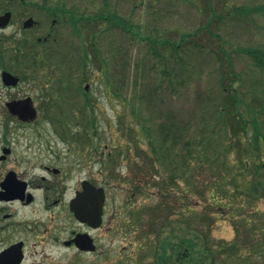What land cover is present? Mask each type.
Masks as SVG:
<instances>
[{
    "label": "rangeland",
    "instance_id": "374dc122",
    "mask_svg": "<svg viewBox=\"0 0 264 264\" xmlns=\"http://www.w3.org/2000/svg\"><path fill=\"white\" fill-rule=\"evenodd\" d=\"M15 5L17 10L19 6L16 3ZM61 5L68 10L83 11L88 16H94L106 7V11L109 9L132 25V33L114 28L115 33L110 36L112 31L109 33V28H104L108 26L107 23L105 26L94 21L91 22L90 30L86 31V34L80 32L75 35L68 27L63 28L59 34L61 42L78 45L80 41L87 43L88 38L93 44V33L95 32L97 34L96 47L104 53L108 60L113 58L112 70L116 74L119 87L125 88L123 92L127 97L136 92L133 81L143 70L149 68L152 64L149 63V60H158L155 51L151 49L153 43L150 39L160 41V43L166 39L170 42H179L182 34L201 30L204 26L206 29L200 35L190 37L200 43L202 47L194 43L188 44V39L185 48L180 49L179 54L186 59L184 50L187 46L190 47L192 54H189L187 61H196L205 70V73L195 85L184 90L183 95L179 96H182V101L175 109L187 110L184 108L187 105L185 102L194 98L199 88L203 90L216 85V71L214 74L209 73L214 67V53L218 55L223 47L231 54V61L236 71L242 74V81L237 86L241 88L247 98L253 96L254 92L257 95L262 93L264 95V72L253 66L251 57L245 52L246 49L251 48L264 49V0H62ZM209 5L211 8H208ZM214 14H218L216 20H213ZM100 30H102L101 34H99ZM157 43L156 47L159 51H163L164 54L172 52L173 46L170 43L168 46ZM203 48L213 52L209 54L210 56L201 55L200 52ZM11 49H6L3 55L5 68H2V60H0V107L10 99V95L15 96L18 92L4 86L1 80L2 70L18 73V69H12L11 66L23 69L22 62L19 63L12 58L11 54L15 53V50ZM87 49L90 55L87 77L82 76L81 69L76 71L73 69L74 61L82 59L84 49L81 47L78 49L67 47L46 49L44 65L42 64L36 72L29 71L31 79L26 84L31 90V95L45 98V95L48 96L52 93V99L53 97L59 98L56 99L54 112L40 113L39 120L34 126L20 130L23 136L18 138L21 142L16 146L15 153L29 156L40 155L42 156L40 164L47 166L70 164L75 169L72 179L78 185L86 179L97 186L106 188V210L115 212L117 220L128 219L130 213H135L136 209L141 211L149 206H157L158 215L163 212L167 213L168 206L170 209L177 207L178 212H171L180 215L181 206H183L180 200V191L183 189L187 191L183 181H180V189H176L177 195L170 194L168 199L164 197L165 202L163 203H166L167 206L160 204L163 196L157 187L155 189L154 185H144L142 175L135 182L134 170L136 165L141 166V161L137 159V148L128 131L129 124L133 126L135 121L132 108L108 91L104 71L93 67L94 48ZM223 60L225 61L224 72H229L227 71L229 57L225 54ZM135 66L139 67L137 71H135ZM32 74H35L37 78H32ZM57 75L68 78L61 82L57 80L58 85L62 86L53 90L51 85L56 84L54 76ZM65 85L75 87L76 95H70V99L61 95L62 87ZM86 85L89 86L87 94L91 105L83 115L81 108H83L84 102L80 93L85 92ZM137 93L140 91L138 90ZM68 112L73 113L69 115ZM46 115H50L54 119H59V116L62 115L64 125L51 122L46 118ZM120 118L124 122L123 124L119 123ZM85 140L88 141V153L83 157L79 144L83 145ZM25 143H28L32 150H29ZM140 146L147 149L148 145L142 141ZM58 156H61L59 158L61 163L57 162L59 159L55 160ZM153 180L157 182L158 178L154 176ZM208 180L209 178L204 175L201 182L204 187L201 190H210L205 185ZM71 183V187H73V182ZM134 184L141 188L139 194L135 193ZM222 190L233 191L236 189L229 185ZM206 198L207 196L202 199ZM215 198L225 201L232 200V197ZM202 199L199 196H191L187 192L184 205L188 204L189 215L192 213L190 209L192 207L196 214L203 213L206 215V220L211 219L210 225L206 228L199 224L194 226L208 232L206 238L213 255L208 262L205 260V263L264 264V197H259V200L252 199L250 204H245L244 208L240 209L217 208L214 205L215 201H210L211 204L208 205ZM208 199L214 198L208 197ZM178 200L179 203H177ZM47 215L48 213H45L39 204L20 209L17 213L15 222H22L23 227L15 230L13 241L22 240L26 243L27 258L24 264H98L101 262L100 258L94 259L73 247L66 248L62 239L58 242L40 239L41 234L32 230L40 220L47 221ZM172 218L175 220L174 216ZM178 219L180 220V217ZM179 226L182 228L180 222ZM27 228L29 229L26 230ZM98 234L104 238L103 233ZM159 234L160 232L157 235V249H160L164 241L163 236ZM179 236L181 237V233ZM190 239L191 237H189ZM102 240L105 242V239ZM199 248L195 247L196 250ZM123 249L127 255H130L137 250V244L131 245L128 242L127 247L123 248L122 243L116 242L113 247L105 251L109 255L105 254L104 260L109 262L112 258H119L117 252ZM200 249L197 251H201ZM200 256L201 254L194 255L190 264L195 263V260ZM150 263H152L151 259H144V255H142L137 264Z\"/></svg>",
    "mask_w": 264,
    "mask_h": 264
},
{
    "label": "trees",
    "instance_id": "16d2710c",
    "mask_svg": "<svg viewBox=\"0 0 264 264\" xmlns=\"http://www.w3.org/2000/svg\"><path fill=\"white\" fill-rule=\"evenodd\" d=\"M108 10L106 11L105 7L94 16H85L84 19L88 23L95 21L105 26L107 23L108 26L104 28H109V33L112 31L110 36L115 33L114 28L133 32L132 25ZM217 17L218 14H214L213 20ZM205 29L204 26L201 30L182 34L179 42H170L166 39L160 43L150 39L153 43L151 49L155 51L158 60L150 59L149 63L152 64L150 63L149 68L135 77L133 82L136 92L128 97L123 92L125 88L119 87L116 74L112 70L113 58L108 60L96 47L95 32L92 62L95 69L104 71L108 91L132 108L135 121L133 126L129 124L128 131L137 148V159L141 161V166L136 165L134 170L135 182L142 175L144 185H154L155 189L157 187L163 196L160 204H166L163 203L164 197L168 199L170 194L177 195L176 189H180V181H183L187 187V191H184L185 189L180 191V200L183 204L185 193L189 192V195L199 196L201 199L207 196L202 201L208 205L211 204L210 201H215L214 205L217 208L240 209L244 208L245 204H250L252 199L259 200V197H264V95L263 93L257 95L254 92L253 96L247 98L237 86L242 81V74L236 71L231 54L223 47L221 53L218 55L214 53V67L212 66L213 69L209 73L214 74L216 71V85L203 90L199 88L195 97L185 102L187 105L184 108L187 110L175 109L182 101V96H179L183 95L184 90L195 85L205 73L196 61H187L189 54H192L190 47L187 46L184 50L186 59L179 54V50L185 48L188 39V44L201 46L190 37L200 35ZM101 32L102 30L99 34ZM157 42L163 46L170 43L173 46L172 52L164 54L163 51H159L156 47ZM117 49L118 47L115 50ZM87 50L85 48L82 59L75 60L73 64V69L75 71L81 69L84 77L88 76L87 69L90 67V55ZM212 52L203 48L200 53L210 56ZM245 52L251 57L253 66L264 72V49L251 48ZM225 54L229 57L227 61L229 72H224L223 68ZM137 69L139 67L135 66V71ZM138 90L140 93H137ZM61 95L70 99L71 88H62ZM80 97L84 102L81 110L85 115L91 102L86 92H81ZM72 113L68 112L69 115ZM59 117L54 119L46 115L51 122L64 125L63 116ZM121 118L119 123L123 124ZM83 137L86 138L85 135ZM142 141L148 145L147 149L140 146ZM153 172L155 174H152ZM204 175L209 178L205 184L210 188L209 191L201 190L204 187L201 183ZM154 176L158 178L157 182H154ZM229 185L236 190H222ZM134 190L140 192L139 186L134 184ZM220 196L232 197V200L215 198ZM208 197L214 199L209 200ZM190 209L192 212L191 215L188 214L191 237L190 262L194 255L201 254L193 264H206L205 260L208 262L213 255L206 238L208 232L194 226L199 224L206 228L210 225L211 219L206 220L205 214H196L192 207ZM169 210L179 211L177 207L172 209L168 207L167 211ZM179 217L182 218V215ZM195 247H200L201 251H197L199 249L196 250Z\"/></svg>",
    "mask_w": 264,
    "mask_h": 264
},
{
    "label": "flooded vegetation",
    "instance_id": "af4514ba",
    "mask_svg": "<svg viewBox=\"0 0 264 264\" xmlns=\"http://www.w3.org/2000/svg\"><path fill=\"white\" fill-rule=\"evenodd\" d=\"M61 2L62 0H0V60H2L0 63L2 68H5L4 52L12 48L11 50H15V53L11 54L12 58L23 64V69L11 66L12 69H18V73L9 70H2L1 73L4 86L18 92L15 96L10 95V99L0 107V255L11 246L22 243L24 259L21 264H24L27 258L26 243L22 240L13 241L15 230L23 227V224L15 222V219L20 209L39 204L40 208L48 213L47 221L40 220L32 231L41 234L40 239L52 242L62 239L66 248L73 247L94 259L100 258L101 262L98 264H107L108 261L104 260L103 256L109 254L105 251L113 247L116 242L122 243L123 248L127 247L128 242L131 245L136 243L137 250L130 255H127L125 249L120 250L117 252L119 258L110 259L108 264H128L129 262V264H137L142 255L144 259H151L150 264H190L187 205L183 204L180 220L179 215L171 210L158 215L157 206H149L141 211L136 209L135 213H130V218L117 220L115 212L106 210V191L102 221L99 226L95 227L90 223L79 221L72 210L86 179L78 185L72 179L75 169L70 164L47 166L40 164L42 163L40 155L29 156L15 153L16 146L21 142L18 138L23 136L20 130L34 126L39 120L40 113L54 112L56 99L59 98L53 97L52 99V93L45 95V98L31 95V90L26 84L31 79L29 71L36 72L42 64L44 65L46 49L92 47L89 38L87 43L80 41L78 45L60 41L59 34L63 28L68 27L76 35L80 32L86 34L91 26V23L84 19L88 16L87 14L83 11L68 10L65 6L62 7ZM15 3L19 6L17 10ZM5 72L17 78L15 84H5L3 77ZM32 78H37V76L32 74ZM54 78L56 84L51 85L53 90L62 86L58 85L57 80L64 81L68 77L57 75ZM70 87L72 88L71 95H76L75 87L72 85ZM62 88H68V86L65 85ZM11 103H18L17 110L21 112L28 104L35 110L36 117L30 118L24 112L22 116L14 114V108L9 106ZM83 142L85 143L79 146L82 151L81 155L85 157L88 153V141ZM25 146L32 150L28 143H25ZM68 149L71 150V148ZM60 157L58 156L55 160ZM57 162L61 163L60 159ZM71 182H73V187H71ZM139 189L141 191V188ZM173 216L175 220H172ZM159 232L166 241L165 243L163 241L160 249H157ZM98 233H103L104 238H101ZM102 239H105V242Z\"/></svg>",
    "mask_w": 264,
    "mask_h": 264
},
{
    "label": "water",
    "instance_id": "95a60500",
    "mask_svg": "<svg viewBox=\"0 0 264 264\" xmlns=\"http://www.w3.org/2000/svg\"><path fill=\"white\" fill-rule=\"evenodd\" d=\"M3 77L4 82L7 85L15 84L17 81L15 76L7 72L3 74ZM9 106L14 108V114L22 116V112H24V114H27L30 118L36 117L35 110H33L28 104L24 107V111L22 112L17 110L18 103H11ZM82 187L83 190L78 193V198L74 202L72 210L75 212L79 221L90 223L97 227L102 221L106 201L105 189L102 187H96L87 180L83 182ZM22 247L23 244L19 243L11 246L3 252L0 255V264H21L24 258Z\"/></svg>",
    "mask_w": 264,
    "mask_h": 264
}]
</instances>
